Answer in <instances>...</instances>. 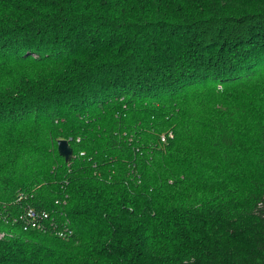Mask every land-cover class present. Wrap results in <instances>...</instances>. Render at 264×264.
I'll use <instances>...</instances> for the list:
<instances>
[{
    "label": "trees",
    "instance_id": "obj_1",
    "mask_svg": "<svg viewBox=\"0 0 264 264\" xmlns=\"http://www.w3.org/2000/svg\"><path fill=\"white\" fill-rule=\"evenodd\" d=\"M263 87L264 0H0V264H264Z\"/></svg>",
    "mask_w": 264,
    "mask_h": 264
},
{
    "label": "built area",
    "instance_id": "obj_2",
    "mask_svg": "<svg viewBox=\"0 0 264 264\" xmlns=\"http://www.w3.org/2000/svg\"><path fill=\"white\" fill-rule=\"evenodd\" d=\"M55 205L58 206L60 203L56 201ZM20 219L24 222V230L30 229L45 233H52L54 236L62 239L69 238L73 234V231L70 229L67 221L64 219L57 221L55 218L51 217L49 212L45 210H37L33 207L27 206Z\"/></svg>",
    "mask_w": 264,
    "mask_h": 264
},
{
    "label": "water",
    "instance_id": "obj_3",
    "mask_svg": "<svg viewBox=\"0 0 264 264\" xmlns=\"http://www.w3.org/2000/svg\"><path fill=\"white\" fill-rule=\"evenodd\" d=\"M57 150L60 157L67 163L72 159V150L65 140H59L57 142Z\"/></svg>",
    "mask_w": 264,
    "mask_h": 264
},
{
    "label": "rangeland",
    "instance_id": "obj_4",
    "mask_svg": "<svg viewBox=\"0 0 264 264\" xmlns=\"http://www.w3.org/2000/svg\"><path fill=\"white\" fill-rule=\"evenodd\" d=\"M260 94H262V92L264 91V87L262 89H258L257 90ZM252 93L251 91H249V94ZM243 94V92L241 91H234L231 93V96L234 98H238L239 96H241Z\"/></svg>",
    "mask_w": 264,
    "mask_h": 264
}]
</instances>
